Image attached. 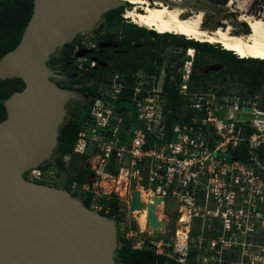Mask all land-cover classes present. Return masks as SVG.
<instances>
[{
	"label": "built area",
	"instance_id": "obj_1",
	"mask_svg": "<svg viewBox=\"0 0 264 264\" xmlns=\"http://www.w3.org/2000/svg\"><path fill=\"white\" fill-rule=\"evenodd\" d=\"M189 74L190 67L185 76ZM165 79L164 69L157 76L137 74L130 108L123 110L113 103L124 83L100 92L82 121L73 152L86 155L91 150L85 166L96 173L114 158L118 171L109 197L129 211L134 189L149 194L150 202L155 197L165 199L162 205L175 202L176 227L167 239L160 228L158 236L139 237L141 230L117 226L113 217L117 233L133 248L152 246L157 255L180 264H264L262 89L255 94L221 87L191 91L187 79L177 83V90L193 112L176 113L178 118L168 125ZM70 157L63 155L64 165ZM47 161L27 170L24 178L50 185L56 170ZM90 183L94 181L73 180L72 187L93 192Z\"/></svg>",
	"mask_w": 264,
	"mask_h": 264
},
{
	"label": "water",
	"instance_id": "obj_2",
	"mask_svg": "<svg viewBox=\"0 0 264 264\" xmlns=\"http://www.w3.org/2000/svg\"><path fill=\"white\" fill-rule=\"evenodd\" d=\"M126 4L33 0L19 43L0 57V80L20 78L24 83L3 101L6 117L0 121V264H116L114 218L87 207L65 188L26 180L24 173L51 158L66 101L89 96L50 79L57 76L47 65L50 55L77 34L91 31L104 13ZM153 201L147 205V220L158 236L166 223L155 205L165 199ZM142 207L134 189L130 210Z\"/></svg>",
	"mask_w": 264,
	"mask_h": 264
},
{
	"label": "trees",
	"instance_id": "obj_3",
	"mask_svg": "<svg viewBox=\"0 0 264 264\" xmlns=\"http://www.w3.org/2000/svg\"><path fill=\"white\" fill-rule=\"evenodd\" d=\"M213 1L215 3H223L225 0ZM256 1L257 0H253L252 5L255 4ZM263 1L264 0H262V2ZM262 2L260 1V3ZM126 5L128 7L131 6L129 4ZM126 5L111 9L104 13L102 21L99 23L96 30L98 31L103 25L113 23L114 21L118 22V20L121 19L120 13L125 9ZM32 9L33 0H0V57L6 52L12 50L19 43L25 26L32 15ZM249 31L248 27V32ZM125 34L127 36V45L130 44L131 40L139 41L141 42V45L139 48L133 50V59L127 57L125 52L121 51L119 59L114 63L112 68L114 71H127L125 87L113 103L114 109L123 110L124 108H130L131 87L136 80V74L133 75V73H135L136 70L143 68L149 75H159L161 66L156 67L154 60L157 59L159 65H161L162 58L158 53L163 49L165 42L168 40L181 46V51L179 52L181 55H184L187 48H194L197 51H200L202 60L205 57L214 59L219 56V60L225 65L223 69L219 70V73L223 76L229 74L232 78H236L239 81L240 89H238V91L243 92L246 90L249 94L261 93L262 83L264 82V59L242 58L232 51L225 50L223 47L221 49L219 47L214 48L213 43L198 42L189 39L184 40V36L179 35L181 37H176L173 33L169 32L158 33L150 29L126 28ZM141 38L143 39L141 40ZM216 45L219 46L218 44ZM66 46L69 47L68 53H71L73 50L72 43H67ZM179 63L181 65L182 62ZM199 65L202 66V62H200ZM168 74L163 88L167 94L165 114L167 118L166 122L169 125L173 120L178 118L176 113L184 111L187 114H191L193 109L186 107L188 100L182 94L178 93L177 83L169 81ZM190 80L191 85L189 89L191 91H198L200 88L204 89V87L207 86V81L203 80L201 72H192ZM23 86L24 83L20 78H7L0 80V121L6 117L3 101L8 98L13 91L20 90ZM224 89L225 88L222 90ZM84 107H86V105ZM81 108L78 107L77 109L81 110ZM88 109L80 117L74 115L73 117L64 120L59 127L58 143L54 149V154L57 152L60 153V156L55 157V161L60 167L64 166L62 161L64 154L71 155L70 162L78 157L84 156L73 152V146L77 139L78 131L83 123L82 121L86 118ZM168 109H170L171 112H168ZM179 120L183 121L182 119ZM53 155L51 158L54 157ZM45 162L40 164L39 167L45 166ZM106 170L112 174H117L118 170L115 169V161L113 157L108 162ZM92 172V170L85 167V169L80 171L78 176H74L71 180H77L79 182L84 181L89 173ZM89 200L90 195L87 196V201H84V204L87 207L89 206ZM107 205V202L103 203V208H106ZM115 206L116 201L113 202V209L116 208ZM101 213L105 214L104 211H101ZM173 230L174 229L172 228V231ZM165 238L167 239L168 235H166ZM116 242L117 246L113 254L116 264H180L164 256L157 255L152 246L141 249L133 248L131 241L119 233H117Z\"/></svg>",
	"mask_w": 264,
	"mask_h": 264
},
{
	"label": "rangeland",
	"instance_id": "obj_4",
	"mask_svg": "<svg viewBox=\"0 0 264 264\" xmlns=\"http://www.w3.org/2000/svg\"><path fill=\"white\" fill-rule=\"evenodd\" d=\"M149 4H157V3H164L168 6H179L183 7L187 10V14L191 13V11H203L205 14V22L204 26L208 29L212 30L217 28L218 26L225 27L227 24H230L233 27V33L239 34L243 33L246 34L248 32V27L245 21H240L239 16L241 14H248L253 17H257L260 19H264V1L257 0L255 4L252 5L253 0H225L223 3H215L213 0H147ZM260 1L262 3H260ZM259 2V3H258ZM127 4L131 5L127 2ZM143 5V4H141ZM132 5L129 7L131 8ZM128 9V8H126ZM124 9L121 13V19L117 21H114L113 23L106 24L104 27L109 30H121L123 33H125L126 28L128 29H148L143 26H139L138 24L132 22L130 19L124 18V12L126 11ZM139 10H142L139 8ZM127 18V17H126ZM129 26V27H126ZM133 26V27H132ZM247 30V31H246ZM176 37H181L179 35H176L173 33ZM143 39V38H141ZM183 39H187L186 37H183ZM194 41V40H193ZM218 44L219 46H217ZM213 44V47H219L220 49L223 47L222 44L216 43ZM187 48L185 50L184 55L179 54L181 51V46L172 43L169 40L165 42L163 49L158 53V55L162 58L161 61V70L164 69L165 73H170L169 69L172 68L170 64H173L169 61V58L171 56L178 55L182 59L180 60L181 63V73L187 72L188 68L190 67V72H200V70H205L209 75L206 76L207 86L204 87L205 90L209 89H216L217 87L225 88L228 90H238L239 88V81L236 78H232L231 75L226 74L223 76L219 73V70L223 69L225 67L224 63L219 60V56H217L214 59L205 57L203 60L200 56V51H197L194 48ZM190 54V55H189ZM236 55V54H235ZM188 56H191L189 58H192V61L188 59ZM239 56V55H238ZM190 62V63H189ZM202 62V66L199 65V63ZM185 69V72H184ZM118 81H116L115 84H117ZM123 83V82H122ZM180 83V82H179ZM182 83V82H181ZM114 84V82H112ZM191 85V81H190ZM104 90V89H100ZM200 91V90H198ZM81 110H78V112H73L74 110V103L70 105L71 112L68 115V118L73 117L74 115L77 117H80L83 115L86 110L91 106L87 105L86 107L82 106L81 104H77ZM78 108V107H77ZM90 154H86L84 156L78 157L74 159L72 162H68L67 165L59 166L57 163L55 164L52 159H49L47 162L49 163L48 166L52 167L56 170L55 177L52 178V181L50 183L51 186H55L58 188H65L69 192H71V195L73 197L78 198L81 201H87V196L90 195L89 200V206H92L95 211L100 212L104 211L105 215H109L108 217L113 218L116 217L119 226L122 224H125L126 226H131V228L135 231L141 230L138 233L142 236H146L153 233V229L147 230L145 228L142 229V226H140L137 221L134 218V214L132 210H128L126 205L124 203H119L113 196L109 197V191L114 188L116 183L113 181V174L106 170V167L104 168V172L96 173L92 172L89 173L88 177L85 179V181H94V183H90V189L91 186L93 187V192L86 191L84 189L77 190V187H72V180L74 176H78L80 171L82 169H85V164L87 162V159L90 157V155L93 153L91 150H88ZM55 157L60 156V153L57 152L53 155ZM100 169V167H98ZM101 171V170H100ZM73 190V192H72ZM119 192L123 191V188H118ZM144 191V190H143ZM145 194H147L144 191ZM149 195V194H148ZM109 198V199H108ZM116 201V208L113 209V202ZM107 202L108 205L106 208H103V203ZM161 202H158L160 204ZM101 209H99V207ZM176 207V204L174 201L169 200L167 201L166 205H161L159 207V211L162 213V219L166 222V226H161V234H167L170 235L172 232V228L176 227V221L175 218V210L173 209ZM117 209V211H116ZM139 209V208H138ZM141 210V209H139ZM139 213H136L138 216ZM158 228V229H159ZM159 229V231H160ZM154 235V234H153Z\"/></svg>",
	"mask_w": 264,
	"mask_h": 264
},
{
	"label": "flooded vegetation",
	"instance_id": "obj_5",
	"mask_svg": "<svg viewBox=\"0 0 264 264\" xmlns=\"http://www.w3.org/2000/svg\"><path fill=\"white\" fill-rule=\"evenodd\" d=\"M125 8H128V6L126 5ZM102 16L93 26L91 31L81 32L77 34L71 42H69L73 45L71 53H68L69 47L64 44L63 46L57 48L56 51L50 55L49 60L47 61L48 67L54 74L57 75L51 77L50 79L53 80L59 87L76 88L82 90L86 94H89L88 98L84 101L78 99H69L66 101L64 104L66 111L64 120L68 119V115L71 112V104L74 103V110L72 111L74 113L78 112L77 107L79 106L77 104H81L82 106L91 105L93 103V99L97 97L100 92H109L112 90L115 87L116 81L123 82L125 84L127 71H114L112 69L114 63L119 59L121 51H124L127 57L133 59V50L139 48L141 45V42L136 40H131L130 44L127 45V36L121 30H107L104 27L105 25H103L100 30L97 31L96 28L102 21ZM181 59L182 58L178 55H173L169 58V61L173 63L170 64L172 68L169 69V81H173L175 83H181L187 79L188 81H191L192 72H190L188 77L185 76V69V73H181V65L179 63ZM154 63L156 67L161 66L159 65V61L157 59L154 60ZM200 72L203 80L206 81L205 78L209 73L205 70H200ZM139 73H142L144 76H149L143 68L136 70L133 75H137ZM152 75L156 76L154 74ZM170 76H172V80L170 79ZM165 81L166 79L164 82ZM112 82H114V84H112ZM54 149L52 155L54 154ZM82 202L84 203V201Z\"/></svg>",
	"mask_w": 264,
	"mask_h": 264
},
{
	"label": "bare ground",
	"instance_id": "obj_6",
	"mask_svg": "<svg viewBox=\"0 0 264 264\" xmlns=\"http://www.w3.org/2000/svg\"><path fill=\"white\" fill-rule=\"evenodd\" d=\"M123 1L132 4L131 8L126 9L124 16L139 26L153 28L159 33L184 35L187 39L198 42L219 43L225 50L232 51L242 58L264 59V19L241 14L239 20L247 22L250 31L246 34H235L230 24L212 30L205 27L203 11H191L187 14V10L179 6L171 7L164 3L149 4L147 0ZM138 198L145 205L143 204V210L138 208L132 210L134 218L142 229L151 230L152 226L147 220V205L154 201L150 202L149 195L141 189H138ZM161 205L162 202L156 205L158 218L162 217L159 211ZM136 213H139L138 216Z\"/></svg>",
	"mask_w": 264,
	"mask_h": 264
},
{
	"label": "clouds",
	"instance_id": "obj_7",
	"mask_svg": "<svg viewBox=\"0 0 264 264\" xmlns=\"http://www.w3.org/2000/svg\"><path fill=\"white\" fill-rule=\"evenodd\" d=\"M132 5V4H131ZM129 8V7H128ZM126 9V8H125ZM125 17V16H124ZM127 19H129V18H127ZM150 30H154L153 28H151ZM155 31V30H154ZM155 32H157V31H155ZM159 33V32H158ZM170 33V32H169ZM182 36H184V35H182ZM185 37V36H184ZM190 49V48H189ZM188 49V50H189Z\"/></svg>",
	"mask_w": 264,
	"mask_h": 264
}]
</instances>
